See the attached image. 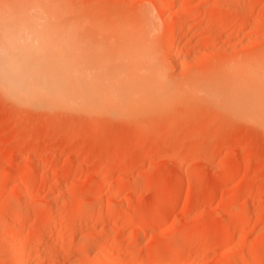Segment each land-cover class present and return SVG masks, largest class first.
<instances>
[{
  "label": "rangeland",
  "instance_id": "rangeland-1",
  "mask_svg": "<svg viewBox=\"0 0 264 264\" xmlns=\"http://www.w3.org/2000/svg\"><path fill=\"white\" fill-rule=\"evenodd\" d=\"M60 1L79 29L0 30V63L95 96L33 107L0 93V264L23 242L35 264H264V0ZM161 63L197 90L105 94Z\"/></svg>",
  "mask_w": 264,
  "mask_h": 264
},
{
  "label": "bare ground",
  "instance_id": "bare-ground-1",
  "mask_svg": "<svg viewBox=\"0 0 264 264\" xmlns=\"http://www.w3.org/2000/svg\"><path fill=\"white\" fill-rule=\"evenodd\" d=\"M175 1L176 0H170L169 2H167L164 6V10L168 11L171 7H173V5L176 3ZM68 9L69 7L67 5L65 6L64 3L60 0H25L23 4L21 5L4 4L0 6V30H78L79 23L77 21H74V20L68 21L65 19V14H66L65 12L68 11ZM146 20H144L145 23L143 21V24H140L139 26L137 25V21H135L134 30L154 29L152 25L153 22L151 23V19L147 20V22ZM139 23L140 22H138V24ZM175 28L176 27L173 26L172 28L173 31L172 30L171 31L174 32ZM175 47L176 46L174 44L172 46V49H175ZM43 69L44 68L42 67H29L27 66V64L25 65V64H20V63H0V93L4 97L18 103L19 105H29V106L31 105L33 107L34 106L40 107L48 103L65 104V103H69V102H73L77 100L88 101L89 98H92L95 96L94 91L89 89L88 87L81 88V86L78 84L77 86L74 85V88H73L71 81L61 80V79L60 80L52 79V78L51 79L49 78L36 79L34 77H31L32 73H41L43 72ZM163 69H164L163 64L161 63V65L154 70L156 74L154 78L133 79L127 82L126 86H121L119 84L118 87H114L112 86V84H114L115 82H112L111 84L109 83L107 84L108 88L107 90H105L107 91V93L105 94H107L109 98L113 99L119 95L118 92H123L117 98L121 99L123 103L128 102V101L136 103L137 101H151L155 99L156 97H163V96L171 97L183 91L197 90L196 85L193 84L194 87L192 88L191 83L185 82L187 84L186 86L183 82L182 84L184 86L182 85V87H177L175 85L176 84L178 85V82L173 83L172 81L173 79L171 81L169 79L170 82L168 80H165ZM263 79H264V76H263ZM73 89L76 91L82 89L79 92L81 91H84V92L80 94L77 91L78 93H76V91H74ZM77 94H80V95L78 96ZM260 106H261V109L259 111V118L264 122V97L263 96H261ZM26 170L28 171L29 169L27 168ZM111 171H113V169H111ZM19 188L22 189V187L20 186ZM98 200H96L95 204L92 206H98L99 205ZM21 209L19 207L18 211H20ZM247 214L249 215V213ZM246 215L244 216L246 217ZM19 222L20 220L17 217L14 221L15 228H13L14 229L13 231H17V229L19 230L20 226L22 227V225H20ZM227 237L230 239L229 236ZM263 240L264 238L262 237L260 241H263ZM26 245L27 244H24V242L20 243V249L18 250L19 252L17 251L18 255L15 254L17 255L15 256L13 254V256L16 257V259L13 257L15 259V262L13 263L14 264H35L37 262L40 263L39 261L43 260L41 259L42 255L41 254H40L41 256L37 255L35 256L34 259H32L31 258L32 255L31 256L29 255L31 252L27 253L26 251L27 250L25 247ZM81 249L80 251H82ZM85 249L88 250L89 247L87 246L85 247ZM88 262L89 261H87L86 264H88ZM111 262L109 263L111 264Z\"/></svg>",
  "mask_w": 264,
  "mask_h": 264
}]
</instances>
